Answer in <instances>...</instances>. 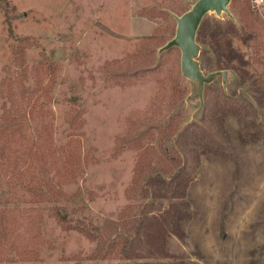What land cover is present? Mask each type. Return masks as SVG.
Returning a JSON list of instances; mask_svg holds the SVG:
<instances>
[{
	"label": "rangeland",
	"instance_id": "1",
	"mask_svg": "<svg viewBox=\"0 0 264 264\" xmlns=\"http://www.w3.org/2000/svg\"><path fill=\"white\" fill-rule=\"evenodd\" d=\"M196 1L0 0V116L7 93L19 99L12 49L19 39L32 41L24 53L28 74L39 63L55 70L54 145L74 138L82 154L74 181L43 175L49 201H10L0 177V264H264V108L255 103L264 52L253 53L232 1L230 16L207 13L208 35L203 42L196 36L197 61L204 76H226L214 77L201 96L198 83L181 74L180 50L160 51L175 36L176 17ZM247 1L264 46V9L255 12ZM153 9L162 11L165 30L147 15ZM206 48L220 60L218 71L202 58ZM148 54L154 66L144 69L139 58L149 60ZM237 78L255 84L236 85ZM174 80L181 99L172 95ZM33 86L27 75L24 87ZM173 98L183 118L180 131L191 123L190 131H202L187 141L180 177L143 200L134 144H150L158 153L150 128L170 112ZM144 204L156 209L141 225L132 259H90L101 230L122 228L123 220L135 224Z\"/></svg>",
	"mask_w": 264,
	"mask_h": 264
},
{
	"label": "trees",
	"instance_id": "2",
	"mask_svg": "<svg viewBox=\"0 0 264 264\" xmlns=\"http://www.w3.org/2000/svg\"><path fill=\"white\" fill-rule=\"evenodd\" d=\"M231 5L245 27L248 36H250L253 44V53L259 55L260 51L264 52V46L261 41L262 36L259 34V28L257 29L255 26V19L252 17L253 13L248 1L232 0ZM186 12H183L181 15ZM147 13L152 18H159L162 21L160 26L164 28L165 18L162 11L153 9ZM205 19L203 17L196 33L197 38L202 42L208 35V23ZM163 45L164 43L159 47ZM32 46H34V42L19 39L17 45L12 49L13 63L20 70V74L17 76L19 99L17 100L13 97L14 93H7L6 102L8 104L4 102L1 105L0 177L7 181V194L10 201L34 204L49 201L47 194L42 191L43 186L46 184L43 175L48 174V172H53V175L58 181H74L81 171L82 154L80 141L74 138H69L62 146L57 147L54 145L51 125L50 90L54 81L55 70L47 64L39 63L28 74L24 53L25 50ZM208 53L209 50L207 48L203 50L201 53L202 58L209 57V64L211 67H215V71L221 69L220 60L217 59V56H214L215 53L211 52L210 55ZM147 56L149 57V54ZM140 59L144 69H151L154 66L150 57L148 58L149 60L143 59V57H140L139 61ZM131 62L137 65L135 58ZM209 64L207 62L205 65L203 64V67L205 68ZM156 67H158L157 64ZM200 69H202L201 65ZM27 75L33 79L34 86L32 89L24 87V81L27 80ZM111 76L117 77L113 73ZM45 78L48 79L44 83ZM247 81V79L242 80L237 78L235 84L243 85ZM176 83V80H174L172 95L174 98L181 99L184 92L178 91ZM6 84L5 90L8 91L11 80L8 79ZM254 84L255 82L249 83L250 86H254ZM255 89V103L257 106L261 105L264 108V83L258 85ZM174 98L169 104L172 108H170V112L150 128L155 130V134L151 139L153 137L155 138L158 153L155 154L156 152L150 144L146 147H143L139 143L134 144V147L138 150L135 171H138L143 176L142 185L138 189V194L143 200L153 199L156 191L164 186L167 181L176 180L180 177L185 167L183 156L184 149L187 147V141L196 139L195 137L197 136L195 135L198 130L202 131L200 128L196 132L190 131V127L194 123L189 124L187 128L180 131L183 118L180 112L176 111L177 106L175 105L176 100ZM248 102L252 109H256L253 103ZM206 114L205 109L201 119L203 123L206 119L208 122V115L206 116ZM261 116L264 118V113H261ZM30 121L33 126L31 129L28 127ZM150 129L146 130V133ZM170 141L171 145L168 146L167 144ZM155 209L154 204H144L139 210L140 220L135 224L131 223L130 219L123 220L121 222L122 228H116L115 225H112L101 230L99 246L90 259L97 261L112 258L123 262L130 261L133 256V247L135 244L138 245L141 243V225ZM6 212L7 210H2L1 213L5 214ZM26 212H29V210ZM1 220L2 217L0 216ZM80 232H84V230ZM87 236L95 239V236L88 232Z\"/></svg>",
	"mask_w": 264,
	"mask_h": 264
},
{
	"label": "water",
	"instance_id": "3",
	"mask_svg": "<svg viewBox=\"0 0 264 264\" xmlns=\"http://www.w3.org/2000/svg\"><path fill=\"white\" fill-rule=\"evenodd\" d=\"M232 0H197L192 8L176 17L175 36L160 51H167L171 48H178L181 53L180 69L181 74L190 81H196L202 96L203 86L209 84L216 76L225 78V72H214L204 76L197 61L199 45L196 43V33L203 17L214 12L216 15L225 13L230 16L228 6ZM200 96V97H201ZM64 218V217H63Z\"/></svg>",
	"mask_w": 264,
	"mask_h": 264
},
{
	"label": "built area",
	"instance_id": "4",
	"mask_svg": "<svg viewBox=\"0 0 264 264\" xmlns=\"http://www.w3.org/2000/svg\"><path fill=\"white\" fill-rule=\"evenodd\" d=\"M253 11L262 13L264 9V0H249Z\"/></svg>",
	"mask_w": 264,
	"mask_h": 264
}]
</instances>
